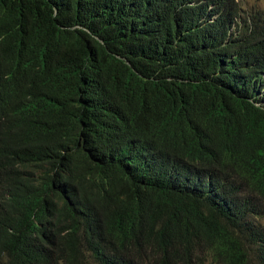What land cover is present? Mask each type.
Wrapping results in <instances>:
<instances>
[{"label": "trees", "instance_id": "16d2710c", "mask_svg": "<svg viewBox=\"0 0 264 264\" xmlns=\"http://www.w3.org/2000/svg\"><path fill=\"white\" fill-rule=\"evenodd\" d=\"M0 264H264V10L0 0Z\"/></svg>", "mask_w": 264, "mask_h": 264}, {"label": "rangeland", "instance_id": "374dc122", "mask_svg": "<svg viewBox=\"0 0 264 264\" xmlns=\"http://www.w3.org/2000/svg\"><path fill=\"white\" fill-rule=\"evenodd\" d=\"M256 4L257 7L264 10V0H250V5Z\"/></svg>", "mask_w": 264, "mask_h": 264}]
</instances>
